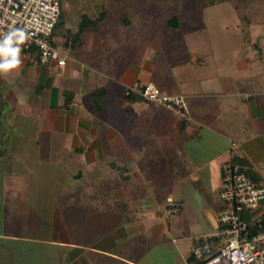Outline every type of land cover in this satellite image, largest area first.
<instances>
[{
    "label": "crops",
    "instance_id": "crops-1",
    "mask_svg": "<svg viewBox=\"0 0 264 264\" xmlns=\"http://www.w3.org/2000/svg\"><path fill=\"white\" fill-rule=\"evenodd\" d=\"M173 29L155 49L55 35L65 65L23 48L0 75V264H193L194 237L221 228L223 165L264 185V71ZM136 83L186 96L189 118L127 98ZM169 197L178 214L163 213ZM242 219L264 222V202Z\"/></svg>",
    "mask_w": 264,
    "mask_h": 264
},
{
    "label": "rangeland",
    "instance_id": "rangeland-1",
    "mask_svg": "<svg viewBox=\"0 0 264 264\" xmlns=\"http://www.w3.org/2000/svg\"><path fill=\"white\" fill-rule=\"evenodd\" d=\"M58 1L62 9V18L55 29V35L58 38L64 35L57 45L65 44L66 49L73 44H91L100 39L116 40L115 42H121L120 44H125L127 48L130 46L135 48L143 40L152 43L155 39L150 45L155 49L158 48L160 41L164 43L165 39L171 40L175 36V30L169 22L177 17L183 30L192 29L193 32L186 35L191 39L192 46L198 45L199 49H206L215 56L224 51L223 53L228 54L230 66H233L234 61L240 59L239 55L246 51L245 58H254V62L244 69V75L264 71L262 5L258 6L251 24L244 26L235 8L228 2L206 7L205 0ZM100 17L102 19H99ZM93 21L98 22L94 25ZM84 23L88 26L86 27ZM102 24L100 33L96 34L93 28L95 26L98 28ZM84 26L85 34L81 29ZM3 175L0 176V186L5 182ZM164 188L163 194H168L175 189V185L167 184ZM179 197L176 195L174 199Z\"/></svg>",
    "mask_w": 264,
    "mask_h": 264
},
{
    "label": "built area",
    "instance_id": "built-area-1",
    "mask_svg": "<svg viewBox=\"0 0 264 264\" xmlns=\"http://www.w3.org/2000/svg\"><path fill=\"white\" fill-rule=\"evenodd\" d=\"M62 18L58 0H0V38L9 30L23 29L28 36L22 46L39 50L40 61L48 64L67 62L66 50L52 43L53 34ZM126 95H137L144 101L163 106L188 119V98L169 95L154 83H136ZM264 169V164H263ZM221 199L227 204L218 216L220 230L194 237L193 264H264V222L255 225L243 221V213L257 209L264 202V185L255 181L247 168L234 159L222 168ZM183 203L169 197L163 213L178 214Z\"/></svg>",
    "mask_w": 264,
    "mask_h": 264
},
{
    "label": "clouds",
    "instance_id": "clouds-1",
    "mask_svg": "<svg viewBox=\"0 0 264 264\" xmlns=\"http://www.w3.org/2000/svg\"><path fill=\"white\" fill-rule=\"evenodd\" d=\"M28 36L23 29L9 30L0 38V75H7L22 66L23 45Z\"/></svg>",
    "mask_w": 264,
    "mask_h": 264
},
{
    "label": "trees",
    "instance_id": "trees-1",
    "mask_svg": "<svg viewBox=\"0 0 264 264\" xmlns=\"http://www.w3.org/2000/svg\"><path fill=\"white\" fill-rule=\"evenodd\" d=\"M224 2H228L232 4V6L235 8L244 26H249L251 24L252 18L255 16L256 12L258 11L257 9L258 6L262 5L264 8V0H205V5L206 7H211V6L218 5ZM98 21H95V22L93 21L94 22L93 24L94 25L97 24ZM169 23L171 27L173 28H178L180 26V21H179V18L177 17L172 18V20ZM84 25H86V23H84ZM87 26L88 25H86V27ZM81 29H83L82 31L84 32L85 26L82 27ZM54 36H55V33L53 34V38ZM53 38H52V43L54 45ZM126 97L132 100H139V101L143 100L141 97L137 95H130Z\"/></svg>",
    "mask_w": 264,
    "mask_h": 264
}]
</instances>
